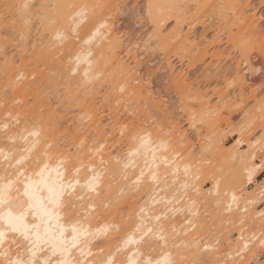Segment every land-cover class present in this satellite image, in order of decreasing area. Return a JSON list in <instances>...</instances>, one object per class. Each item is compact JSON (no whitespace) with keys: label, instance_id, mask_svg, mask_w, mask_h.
Wrapping results in <instances>:
<instances>
[{"label":"snow or ice","instance_id":"obj_1","mask_svg":"<svg viewBox=\"0 0 264 264\" xmlns=\"http://www.w3.org/2000/svg\"><path fill=\"white\" fill-rule=\"evenodd\" d=\"M110 7L65 3L35 10L30 0H17L3 5V15L29 30L35 22L57 52L75 42L68 72L73 78L82 73L80 83L91 85L105 75L94 47L106 38ZM135 7L127 6L129 15ZM251 46L248 40L239 45L245 52ZM242 71L233 69L225 86L231 88ZM112 87L126 92L115 78ZM197 118L203 120L200 113L192 117ZM13 122L21 123L11 111L0 121L5 140L0 146V264H264V102L258 134L239 156L231 183L222 187L213 178L208 196L218 209V223L211 226L199 222L193 199V193L203 199L199 185L206 174L180 150L172 125L133 121L120 128L118 144L116 138L91 145L81 141L76 153L65 155L42 126L13 132ZM128 200L136 203L120 223L103 214L127 206ZM180 216L184 219L177 225Z\"/></svg>","mask_w":264,"mask_h":264},{"label":"bare ground","instance_id":"obj_2","mask_svg":"<svg viewBox=\"0 0 264 264\" xmlns=\"http://www.w3.org/2000/svg\"><path fill=\"white\" fill-rule=\"evenodd\" d=\"M132 1L138 2L30 0L37 5L35 10H41V4L100 3L111 6L105 10L110 20L106 38L98 41L94 47L95 60L99 61L105 75L102 80L85 85L80 83L82 73L73 78L68 72V53L73 50L75 42H67L57 52L50 44L48 32L35 22L29 30L20 21L13 23L12 18L4 19L3 5L16 3L17 0H0V121L11 111L14 116L18 114L21 121L19 125L11 124L13 132L31 128L33 124L42 126L49 141L58 145L65 155L76 153L81 141L91 145L94 140L111 143L116 138L115 143L118 144L120 128L125 124L131 125L133 121L146 125L158 121L161 126H173L180 150L200 165L206 177L212 179L209 189L214 186L213 178L221 181L222 187L230 184L240 166L239 156L249 150L248 138L241 137L242 131H237L234 136H240L228 145L219 146L218 138L212 133L220 127L221 108H231L250 92L256 100V119L259 120L251 131L260 128V107L264 97L257 99L260 91L256 89L254 76L259 68L254 66L251 54L255 47L264 52V27L259 12L250 6L249 0H145L143 13L152 29L146 37L138 40L130 36L123 23L120 24ZM149 5L153 7L149 8ZM222 5L225 7L222 8ZM138 10L135 7V13ZM170 21L174 22L172 27L168 26ZM198 25L203 26L204 30L215 29L213 40L197 36L195 28ZM244 40L252 45L246 52L239 47ZM224 43L232 44L243 57V63L237 61L236 65L243 71L231 88L225 86L230 78L221 73L219 64L211 63L205 67L208 72L204 83L199 78L190 81L188 70L174 63L175 58L179 64H183L195 53L207 54L212 49V57L222 61L224 52L219 49ZM156 52L162 56H158L160 59L149 57ZM187 67L192 66L187 63ZM159 76L162 82L172 81L181 88L178 91V110H174V104V108L172 106L174 98L170 93L160 89L162 83L157 81ZM17 77L20 79L17 80ZM113 78L126 86L125 93L114 90ZM212 82L215 85L211 88ZM182 88H187L190 94ZM222 98L223 102H220ZM31 99L35 100V107L29 106ZM188 102L200 105L197 112L203 116V120L197 118L193 121L192 117L197 112L187 108ZM209 112L216 115L210 116ZM244 112L243 116L249 115V111ZM199 131L208 132L205 134L206 140L199 141L197 147L192 142V135ZM238 140L241 143L237 144ZM4 142L3 128L0 127V146ZM218 148L224 152L222 157L225 163H221L225 168L220 163L221 170L219 164L212 163L213 154ZM226 149L230 151L225 152ZM209 189L206 192L201 190L203 199H198L197 194L193 193V199L197 200L199 222L207 226L212 216L218 213V209L212 216L208 212V207L216 206L208 196ZM135 203V200H128V210H125L127 206L121 204L118 210L103 213L101 209V212L109 217L115 216L116 222L120 223L121 217H128ZM183 219L184 216L178 217L177 225ZM184 255L191 258L190 253Z\"/></svg>","mask_w":264,"mask_h":264},{"label":"rangeland","instance_id":"obj_3","mask_svg":"<svg viewBox=\"0 0 264 264\" xmlns=\"http://www.w3.org/2000/svg\"><path fill=\"white\" fill-rule=\"evenodd\" d=\"M250 6L255 8L256 12H259V15L261 16V25L262 27H264V0H249ZM132 6H136L139 8V10L137 11V13H135L134 15H129L128 11L123 14V20L121 21L120 24L123 23V26L125 28L126 31L129 32L130 36L133 39H142L144 37H146V35L149 34V32L152 29L151 24L149 23V20L147 18V16L143 13L144 8H145V0H138V2L134 3L133 1L130 3ZM142 10V11H141ZM141 13V14H140ZM137 21V22H136ZM174 25V22L170 21L168 23L169 27H172ZM264 29V28H263ZM207 30V31H205ZM203 29V26H197L195 28V33L197 36L200 37H207V39L213 40L216 31L215 29ZM205 33V34H204ZM223 47V49H222ZM226 48V49H225ZM220 51L222 50L224 52L223 54V60H219L218 58H213L212 57V51H210L207 54H199V53H195L190 59H185L183 64H179V60L177 58L174 59V63H176V65L178 67H183L186 68L188 70V74L190 75V81L199 78V80L201 82L205 83L206 80V74H207V70L205 69V67H207L208 65H211V63L213 64H219V67L221 68L220 71L221 73H224L228 78L232 79V75H234L233 69L237 68V61H241L242 60V55L239 51H237L235 49V47L232 44H226L224 43V45L221 46V49H219ZM154 53V52H152ZM159 53H155L152 54L151 58H158L160 59L161 57L158 55ZM253 54V64L255 67L259 68L258 74H256L254 76L255 80H256V89H258L260 92L258 93L257 99H261L264 97V88H262V85H264V73H262L260 71V69L262 68V66H264V52L260 51V49H258L257 47H255V49L253 50V52L251 53ZM160 58H159V57ZM187 63H189L192 67L188 68L187 67ZM157 81H160V83H162V85L160 86V89L163 90L164 92L170 93L169 95H171L174 99L172 100V106L173 104L176 106L174 110H178V106L180 105V102H178V96L179 93L178 91H180L181 88H178L176 85H174V83H172V81L169 82H162L163 79L161 76H159V78L157 79ZM168 81V80H167ZM215 85V82L211 83V88ZM235 85V84H234ZM254 86V88H255ZM210 88V90H211ZM185 89V92L187 93V88H182ZM212 91V90H211ZM190 94V92H188V95ZM52 96V93H51ZM245 99H239V101L237 103H234L232 105L231 108L226 109L224 106L221 108V114H220V127H218L217 131H214L212 134L218 138L219 140V146H223V145H228L230 144L235 137L240 136L239 134L234 136V133L237 131H242V135L241 137H246V139L249 141L253 136H256L258 134L259 129H257L256 131H249V127L254 124L256 125V123L259 121L258 119H256V100L252 97L251 92L247 94V96L244 97ZM191 102V101H189ZM188 102V103H189ZM187 105V104H186ZM29 106L31 107H35L36 106V102L35 100L31 99V102L29 104ZM189 107L191 108V111H195L197 112L200 109V105L198 104H193V103H189L188 104V109ZM174 108V106H173ZM244 111H249V115H244L242 113H245ZM198 113V112H197ZM108 121H106L107 123ZM253 128V127H252ZM251 128V129H252ZM208 131H199L198 134H193L192 135V142H194L197 147H199V141L202 142V140H206L205 138V134ZM244 139V138H243ZM245 139V140H246ZM244 146V145H243ZM219 149V150H218ZM217 151H215V153L213 154V158H212V163L214 165L219 164V168L220 170L225 168V165L221 162H224V152L221 148H218ZM226 151H230V149H226ZM223 154H221V153ZM216 154V155H215ZM220 155V156H219ZM217 159L216 161L215 158ZM219 156V157H218ZM223 156V157H222ZM222 158V159H221ZM214 159V160H213ZM223 161H221V160ZM223 166V168H221L220 166ZM225 163V162H224ZM215 167V166H214ZM218 168V169H219ZM200 190H202V192H206L211 186H212V179L208 177L203 178L200 182ZM129 207L127 206L125 210H128ZM208 212L209 214L212 216V214H214V212H216L217 207H208ZM213 221H217V215H213L212 216V221L210 222V225H212ZM218 223V221H217ZM257 259H260L259 253L258 256H256ZM249 259H251V257H249Z\"/></svg>","mask_w":264,"mask_h":264},{"label":"crops","instance_id":"obj_4","mask_svg":"<svg viewBox=\"0 0 264 264\" xmlns=\"http://www.w3.org/2000/svg\"><path fill=\"white\" fill-rule=\"evenodd\" d=\"M261 179H264V177H261Z\"/></svg>","mask_w":264,"mask_h":264}]
</instances>
